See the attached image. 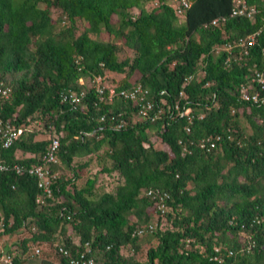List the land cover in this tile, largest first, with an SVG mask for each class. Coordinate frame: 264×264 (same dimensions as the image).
I'll list each match as a JSON object with an SVG mask.
<instances>
[{"label": "trees", "instance_id": "1", "mask_svg": "<svg viewBox=\"0 0 264 264\" xmlns=\"http://www.w3.org/2000/svg\"><path fill=\"white\" fill-rule=\"evenodd\" d=\"M188 1L179 17L167 0H0V120L40 122L1 151L0 251L13 264L45 246L56 264H264V86L250 81L264 77V0H243L250 17H230L233 0ZM137 84L144 116L118 94ZM51 137L45 196L10 167L41 164ZM91 155L100 168L82 179Z\"/></svg>", "mask_w": 264, "mask_h": 264}, {"label": "built area", "instance_id": "2", "mask_svg": "<svg viewBox=\"0 0 264 264\" xmlns=\"http://www.w3.org/2000/svg\"><path fill=\"white\" fill-rule=\"evenodd\" d=\"M234 7L230 10L229 16L235 17V16H244V17H250L256 10L254 7L250 6L247 7L244 4L243 0H233ZM173 6V9L175 13L179 15H183V10L189 6V2L187 0H177L176 3ZM217 22V19H213L211 23ZM256 34V33H255ZM254 42V34L247 36L245 39H239L238 45H251ZM263 63H264V55H263ZM262 71H264V66L262 67ZM81 79H79V82ZM99 79L96 78V83L94 84V87L98 93L102 92V88H105L104 86L98 85ZM251 82L257 83L261 88L264 86V77L263 72L255 71L253 73V77L250 80ZM108 96L107 99L110 100L111 95L113 93V89L111 87H108ZM241 98L244 100L248 99L247 95V88L242 87L241 88ZM10 88L3 84L2 81H0V97L7 98L9 95ZM120 96H122L125 99L133 100L138 102L139 104V110L138 114L141 116L146 115V111L151 109L152 104L150 101L146 99V90L140 87V85H134L131 86L127 90H121L118 93ZM258 96L256 93H253L250 95L249 99L253 102H256L258 99ZM63 99L67 100L72 106H74L76 103L79 102V96H77L73 92H68L63 95ZM175 109H178L177 106L174 107ZM189 109L182 107L181 110H178V114L180 116L187 115L188 124L191 123L192 115L189 114ZM185 126V131H189V125ZM32 125H40L39 121H35L34 123H29L28 126H18L15 127L11 125L10 123L6 121L0 120V173L5 172L6 170H9V166L3 161L1 151L2 149L7 148L18 136L25 130H31L30 126ZM218 139V136H215V140ZM208 145L209 148L214 147V142L210 141V139H206L205 141H202L200 146ZM58 147V140L54 137L50 138V141L48 145L46 146V149L44 153L41 155V164L36 165H30L28 167H22L17 164L12 165L10 168L14 170V172L20 173L22 171H25L27 174H32L35 177L36 180V187L42 192L43 195L49 196L50 195V180L55 178L57 176L55 171L49 170L47 167L49 164L56 163L55 159V151ZM147 194H150V191L147 192ZM140 232V230L138 231ZM218 248H214V251H217ZM57 251L59 253H62L64 255L67 254L66 250H64L62 247L58 246ZM33 252L37 254L39 252L38 248H34ZM214 259H217V256H214ZM218 261H220L218 259ZM93 261L91 258L86 257L84 253L79 254L77 257H73L70 259V264H92ZM0 264H13L12 263V254L11 253H5L0 251Z\"/></svg>", "mask_w": 264, "mask_h": 264}, {"label": "rangeland", "instance_id": "3", "mask_svg": "<svg viewBox=\"0 0 264 264\" xmlns=\"http://www.w3.org/2000/svg\"><path fill=\"white\" fill-rule=\"evenodd\" d=\"M168 1V5H174L175 3H176V1L177 0H167ZM188 1V0H187ZM189 2V1H188ZM151 3V4H150ZM148 2V3H146L145 5V7L147 8V9H150L151 8V5H154V2ZM153 3V4H152ZM190 3V2H189ZM172 8H173V6H171ZM177 14V13H176ZM50 15H51V18H52V20L53 19H55V17H56V12L53 10V11H51V13H50ZM177 16H179V17H183V15H179V14H177ZM77 29H76V31H75V34H78L81 30H82V28H83V26H82V24L80 23V22H77ZM100 38H102V39H106L107 38V35H105V34H100V36H99ZM131 50L130 49H128V48H126V47H123L122 46V48H121V53H119L118 55H119V57H122V56H131ZM83 80L81 79V81L79 82V83H83L82 82ZM41 137H44V136H40L39 134L36 136V138H41ZM88 157V156H87ZM90 157V160H91V162H90V164H89V166L87 167V169L85 170V172L83 173V175H82V179L84 178V176L85 175H93L96 171H98V169L100 168V164H99V161H97L96 160V158L93 156V155H91V156H89ZM56 172V171H55ZM56 174L58 175V173L56 172ZM99 177H101L100 178V180H102L103 182H107L108 180L106 179V176H104V175H100L99 174ZM82 179L81 180H79L78 181V184H80L81 182H82ZM102 188H104L105 190H109L110 189V185H107L106 183H103L102 184ZM21 235L22 234H18L17 236H12V237H9V241H12L14 238H17V239H19L20 237H21ZM76 239V238H75ZM30 247V249H33V248H38L37 246H35V245H30L29 246ZM42 249H44V251H46V253H47V255L46 254H42V253H40L39 255H37V257L35 256V258H31V259H29V260H24V263L23 264H41V263H45L44 262V260H45V258H44V256H46L47 258L46 259H48V261H50L51 262V264H56L57 263V259H56V257L55 256H53V251H52V249L51 248H48V246H45V247H41ZM28 250V249H27ZM31 250H28L27 251V253L28 252H30ZM26 253V254H27ZM121 253H123V254H125V255H127L128 253H130V252H128V251H126V249H122L121 250ZM25 259H27V258H25Z\"/></svg>", "mask_w": 264, "mask_h": 264}, {"label": "clouds", "instance_id": "4", "mask_svg": "<svg viewBox=\"0 0 264 264\" xmlns=\"http://www.w3.org/2000/svg\"><path fill=\"white\" fill-rule=\"evenodd\" d=\"M170 6V5H169Z\"/></svg>", "mask_w": 264, "mask_h": 264}]
</instances>
